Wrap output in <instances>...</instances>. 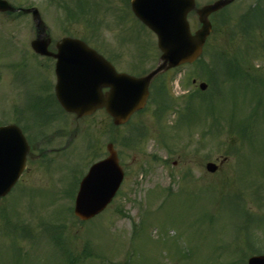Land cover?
Masks as SVG:
<instances>
[{
	"label": "rangeland",
	"instance_id": "obj_1",
	"mask_svg": "<svg viewBox=\"0 0 264 264\" xmlns=\"http://www.w3.org/2000/svg\"><path fill=\"white\" fill-rule=\"evenodd\" d=\"M8 1L24 8L35 5L52 40L63 35L55 4L60 0ZM256 4L258 15L248 13ZM11 19L0 15V125L16 120L10 103H17L31 125L37 124L46 111V64L31 58L29 42L35 32L30 17ZM211 19L213 32L201 58L205 73L193 64L167 72L152 85L153 99L146 109L126 125L114 129L98 114L79 122L76 136L71 124L62 130L63 140L54 143L60 150L47 153V163L40 158L26 163L16 188L0 200V264H245L248 256L264 253V107H257L258 97L264 98V0H236ZM113 23L103 22L100 33L126 42L120 47L128 53L127 72L138 75L154 66L155 42L146 37V46L136 32L118 35L122 28ZM246 27L250 30L244 31ZM69 32L81 36L84 30L75 25ZM145 47L147 58L135 70V55ZM220 54L228 58V69L238 70L237 82L224 81L214 68ZM14 64L19 65L7 69ZM207 80L212 86L200 99L218 91L221 99L212 110L194 103L190 118L178 122L188 95ZM254 113L256 123L246 132L251 142L242 144L235 130ZM209 128L219 129L218 134L209 136ZM139 131L143 136L135 146L126 147V138ZM106 140L119 154L124 180L111 204L81 223L66 211L73 205L66 185L85 173L94 159L91 151L105 156ZM87 143H94L91 151ZM207 162L217 166L215 173L206 172ZM43 229L59 237L58 246L48 242Z\"/></svg>",
	"mask_w": 264,
	"mask_h": 264
},
{
	"label": "water",
	"instance_id": "obj_2",
	"mask_svg": "<svg viewBox=\"0 0 264 264\" xmlns=\"http://www.w3.org/2000/svg\"><path fill=\"white\" fill-rule=\"evenodd\" d=\"M233 0H218L213 4L204 6L197 11L199 16V29L190 34L188 23L167 17L175 7V0H135L133 4L134 13L146 24L157 37V46L161 52L158 65L148 74L135 78L124 74H116L112 69L106 72L103 80L96 71L85 69L83 73H90L94 83L85 85L80 81L77 85L78 98L71 103L67 99H60L63 108L68 112H74L77 117L89 115L96 109L104 108L113 118L115 125L125 123L131 114L143 108L147 96L148 87L151 81L160 73L185 63L195 61L202 51V46L211 32L208 22V15L218 11ZM192 2V1H191ZM136 6V7H135ZM140 13L149 12L151 16L143 18ZM7 2L0 0V11H12ZM174 10V8H173ZM32 11L34 25L37 30V37L31 41V49L40 55H51L48 52L50 38L46 34V27L40 20L36 10ZM161 14V18L154 17V14ZM57 59L56 75L57 87L60 84V60L67 59L64 53L60 52H91L79 41L64 40L56 44ZM86 57V56H85ZM88 58H93L87 55ZM97 57V56H96ZM99 59V58H98ZM81 68V66H78ZM87 71V72H86ZM109 87L110 91L102 95L100 89ZM200 89L205 85L200 84ZM58 96V94H57ZM109 157L94 164L82 179L79 190L75 197L74 214L80 220H87L101 210L110 202L122 180V172L118 166L115 153L108 146ZM27 146L20 132L13 126L0 128V197L4 196L17 180L23 169ZM206 169L214 172L216 166L207 164ZM248 264H264V256L253 257Z\"/></svg>",
	"mask_w": 264,
	"mask_h": 264
},
{
	"label": "flooded vegetation",
	"instance_id": "obj_3",
	"mask_svg": "<svg viewBox=\"0 0 264 264\" xmlns=\"http://www.w3.org/2000/svg\"><path fill=\"white\" fill-rule=\"evenodd\" d=\"M197 3L198 0H195L196 7H199ZM98 11L101 13H98ZM17 12L19 11H16V13ZM106 12L111 13L108 15ZM2 16L8 17V13H4ZM186 20L187 22H198V17L195 10L189 11L186 14ZM60 21L64 25V31L70 26L72 27L75 25L81 26V28L84 30L81 36H68L63 34L60 36V40L66 37L80 39L88 47L94 49L109 64H111L117 72L126 71L124 65L129 63V59L125 57L127 51L124 52V50L121 48L126 42L121 40V44L118 43L120 37H115V39L111 37L107 39L104 35L97 34L96 31L92 30V25L96 22L98 25L102 24V22H114V27L122 28L121 33L132 32L134 34V32H136L135 35L142 38L144 36L150 37V34H152L148 29L137 23L139 21L130 11L129 0H60ZM126 28L127 30H125ZM41 59L43 63L46 64L44 69L47 72V77L45 75L44 78V108L46 111L44 112V117L41 122L32 125L29 123V128L26 127V122L28 119H26L24 123L23 128L26 130V132H28V159L30 160L38 158V155L53 153L55 150H60V144L59 148H56L54 143L56 141L63 140L64 138L62 130L64 127H66V123L64 122L66 118H69V123L71 124H77L80 121H84L86 118H88L85 117L76 120V118L71 114L66 116L60 113V107L54 95V67L56 60L52 57H41ZM77 62L80 61H61V71H67L71 64ZM132 63L133 64L131 66L135 70H138L139 67H141L139 62L134 61ZM65 79V76L61 78L60 85L63 87H66L67 85ZM98 114H101L102 118L109 119L103 110L96 111L93 115H91V117H94ZM46 130H49V132L47 133ZM76 130L77 127L72 129V132H74L75 135ZM75 135L70 133L69 137H74Z\"/></svg>",
	"mask_w": 264,
	"mask_h": 264
},
{
	"label": "trees",
	"instance_id": "obj_4",
	"mask_svg": "<svg viewBox=\"0 0 264 264\" xmlns=\"http://www.w3.org/2000/svg\"><path fill=\"white\" fill-rule=\"evenodd\" d=\"M217 58H219V60L216 59V61L213 62V65H214V68H216L219 71L220 76H222L224 78V81L228 80V81L232 82L233 80H235L238 75L233 70H235L236 67L232 66L231 68L228 69L227 66L230 65V64L227 63L228 62L227 60H225V59H228V58H226V56L223 55V54L218 55ZM200 64H201V61H200ZM192 97H193L192 94L188 96V98L185 101L184 107L182 109V112L186 113V117L189 115L188 110L190 109V101H191ZM162 103L164 104L162 106H168V104H166L164 102H162ZM164 108H166V107H164ZM168 108H169V106H168ZM179 116L181 117L182 113L181 114L179 113ZM239 140L248 142L249 139L245 138V136H243V135H240V139Z\"/></svg>",
	"mask_w": 264,
	"mask_h": 264
}]
</instances>
